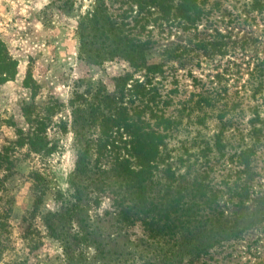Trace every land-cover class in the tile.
Listing matches in <instances>:
<instances>
[{
    "label": "rangeland",
    "instance_id": "374dc122",
    "mask_svg": "<svg viewBox=\"0 0 264 264\" xmlns=\"http://www.w3.org/2000/svg\"><path fill=\"white\" fill-rule=\"evenodd\" d=\"M64 2L0 0V40L17 61L13 78L0 83V264H264V123L260 134L253 126L261 122L251 123L257 113L264 119V74H250L264 60V9L251 11L248 0H198L209 19L238 15L239 26L220 23L224 37L203 23L183 30L150 9L147 29L131 21L123 33L147 42L138 62L160 65L150 71L103 48L92 62L98 43L86 35L80 44L78 16L105 6L118 25L125 0H75L72 9ZM119 106L160 135L153 197L174 188L167 166L176 182L199 176L206 184V196L186 189V206H197L190 223L174 212L171 230H150L136 215L117 168L132 159ZM39 122L47 150L34 152L27 142ZM250 147L246 174L238 153ZM84 149L88 168L80 176ZM183 235L192 240L174 242Z\"/></svg>",
    "mask_w": 264,
    "mask_h": 264
},
{
    "label": "trees",
    "instance_id": "16d2710c",
    "mask_svg": "<svg viewBox=\"0 0 264 264\" xmlns=\"http://www.w3.org/2000/svg\"><path fill=\"white\" fill-rule=\"evenodd\" d=\"M248 1L250 2L246 4V7L250 8L251 11H260L264 9V3L262 0ZM64 3L68 8L72 9L75 0H65ZM125 3V12L118 14V25L117 22L112 19L113 15L107 12L105 6L98 7L92 13L78 16L77 24L80 44H87L86 35H91L92 40L95 39L94 43H98L95 57L91 56L90 61L98 62L100 60V58H98L99 55L104 54V52L100 50L103 48V51L108 50L107 55L109 56L118 55L119 57L128 60L133 68L140 67L142 64L146 66V62L139 64L138 59L144 57L143 51L147 42L138 37L127 38L128 35L123 33L124 27L130 25L131 21H133V25L130 27L138 26L141 29H147L145 12H151L150 9L159 12L163 20H176V24H179L183 30L196 29L203 23L205 28L208 26V28L214 30L215 33L221 37L225 36V34L221 32L224 28H221L219 25L222 24L227 27L234 23V26L236 27V25L239 26L240 23L236 20L238 19V15H236L237 17L232 18L226 14L228 15L227 19L219 14L215 19H209L206 16L204 17L203 9L200 6L201 3L198 2V0H175V2L173 0H125ZM246 11L248 13V10ZM245 17L243 23H246L248 19L247 15H245ZM158 19L159 17L154 18V23H156V20ZM203 20L206 21L203 22ZM254 21L255 16L250 19V24L248 22L247 26L251 27V25H255ZM86 27L92 31H90V34H86ZM150 31L151 30H147V32ZM4 47V43L0 40V83L13 78L16 73L17 65L16 59L4 52ZM146 67L150 71L160 70L159 64H151ZM250 74L252 77L256 75L262 77L264 74V60L256 62ZM222 75V73L217 72L215 77L219 80L222 78ZM128 77V74H125L120 78L122 82L125 83ZM142 85L141 82H136L134 86L140 88ZM122 86H124V84ZM259 89L260 88L256 86L254 88L255 93L256 91L259 92ZM118 109V127L121 128L126 134V137L129 138V140H125V143L127 145V151L133 159L120 161L117 165L118 174H122V183L134 200L133 207H135L136 215H142L141 220L144 222L145 226L150 227V230H154L155 227H164L165 229L171 230L172 226L168 222H172L169 217L171 213L174 212H176L177 217L184 219L182 224L190 223V219L187 218L190 215H193V210H196L197 206L195 203L186 206L188 202V199H186L188 198L186 197V189L188 188V196H191L190 193H194L193 195L195 197L206 196L208 193L206 184H204L202 178L199 176L194 177L192 183H188L186 179L184 180V176L181 175L180 180L178 179L176 182V176L172 168L167 166L168 169L164 170L168 175L167 184L174 188H170L165 195L153 197L150 193L153 192L152 185L154 182V170L157 167V156L161 145L160 135L154 130L148 132L146 126H144L145 122L141 120V118L132 120L127 117L126 112L121 113L120 111L126 109L124 106H119ZM165 121H168V119H165ZM255 121L261 122L260 126H253V130L256 132L258 131L260 134L264 119H262L257 113L256 117L251 120V123L254 125ZM43 130H45V125L43 122H39L35 134L29 138L27 142L30 150L34 152L47 150V143L44 142V137L40 134ZM16 143L17 145H22V140H17ZM85 152L86 149L83 150L76 160V175H84L88 168V161ZM253 153L254 150L251 147L238 153V161L242 165L243 172L246 174L252 168L251 162ZM174 182H176V184H174L176 186L173 185ZM74 189L76 192V198L80 199L81 197L79 196L82 195L84 189L80 181L77 182L76 180ZM3 226L4 224L0 218V228ZM189 240L192 239L183 235L181 238L178 237V239H175L174 242L177 244L182 242L183 244V242ZM4 250L5 246L0 243V258Z\"/></svg>",
    "mask_w": 264,
    "mask_h": 264
}]
</instances>
